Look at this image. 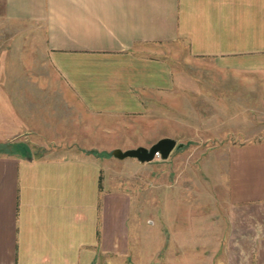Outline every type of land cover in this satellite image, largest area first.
Listing matches in <instances>:
<instances>
[{"label": "crops", "instance_id": "1", "mask_svg": "<svg viewBox=\"0 0 264 264\" xmlns=\"http://www.w3.org/2000/svg\"><path fill=\"white\" fill-rule=\"evenodd\" d=\"M0 10L6 26L35 33L45 61L40 84L24 73L26 80L0 98L6 138H30L44 148L45 141L80 145L50 147L38 156L30 146L0 152V264H124L130 253V198L104 186L109 181L100 162L86 152L95 118L131 113L141 108L142 93L173 88L168 66L142 57V50L183 45L189 55L230 69L264 56V0H1ZM219 154L214 184L227 220L255 218L264 211V140L229 144ZM205 204L198 198L197 215L191 211L187 217L204 220ZM173 212L174 224L165 230L156 219L151 242L164 235H183L186 241L205 234L191 232L190 222L185 227ZM261 221L242 232L250 236L247 244L206 247L204 236L198 238L201 246L188 240L166 244V258L178 252L182 264H226L201 253L233 248L247 252L244 264H264Z\"/></svg>", "mask_w": 264, "mask_h": 264}, {"label": "rangeland", "instance_id": "2", "mask_svg": "<svg viewBox=\"0 0 264 264\" xmlns=\"http://www.w3.org/2000/svg\"><path fill=\"white\" fill-rule=\"evenodd\" d=\"M2 19L0 10V98L7 95L10 86L14 87L26 77L29 82L40 84L43 80L40 73L45 65L39 58L42 45L35 42V37L33 41L35 33L15 25L6 26ZM140 54L168 66L173 88L168 93L163 89L142 93L141 108L131 113L96 117L93 137L86 148L102 166L104 181H109L104 186L111 191L125 192L130 198L127 222L130 253L124 264L185 263L178 252L166 258V244L181 245L187 240L199 244L202 241L198 238L204 236H207L203 242L206 247L214 243L223 248L249 243L250 236L241 234L249 232L253 224L261 223L264 211L255 214L257 219L242 215L231 222L227 220L223 205L218 203L222 192L214 184L219 175L215 165L221 163L223 156L219 153L227 145L264 140V56H255L238 63V69H230L220 67L209 57L189 55L183 45L152 47ZM48 78L54 79L50 74ZM4 111L5 104L0 109V152L30 146L31 153L38 156L50 147H80L79 141H45L44 148L38 145L40 141L30 138L9 140ZM161 137L175 141L164 160L155 156L141 163L130 157L116 159L110 154L114 148L148 147ZM198 198L206 202V218L203 220L202 215L199 222L187 217L191 211L192 216L197 215L193 214V208L196 209ZM172 210L182 217L185 227L189 225L186 221L190 222L191 232L195 229L205 234H191L184 239L186 241H182L186 237L183 235H164L157 243L151 242L155 239L150 234L155 229L156 219L158 227L164 230L174 224L169 216ZM156 212L162 215L157 217ZM176 225L180 224L175 222ZM215 233L218 235H212ZM161 245L164 250H160ZM136 247L138 250L134 252ZM229 249L228 252L206 250L201 254L209 256L211 261L220 259L226 264H244L247 252ZM197 254H192V258L198 260Z\"/></svg>", "mask_w": 264, "mask_h": 264}, {"label": "water", "instance_id": "3", "mask_svg": "<svg viewBox=\"0 0 264 264\" xmlns=\"http://www.w3.org/2000/svg\"><path fill=\"white\" fill-rule=\"evenodd\" d=\"M174 146V139L170 137H161L148 147L137 146L135 148H128L124 150L114 148L110 151V154L116 159L130 157L143 163L151 161L155 156H158L160 160H164Z\"/></svg>", "mask_w": 264, "mask_h": 264}]
</instances>
